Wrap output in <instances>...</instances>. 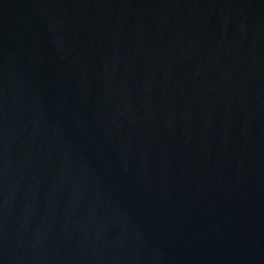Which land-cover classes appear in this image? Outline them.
<instances>
[{"label": "water", "instance_id": "1", "mask_svg": "<svg viewBox=\"0 0 264 264\" xmlns=\"http://www.w3.org/2000/svg\"><path fill=\"white\" fill-rule=\"evenodd\" d=\"M0 264H264V0H0Z\"/></svg>", "mask_w": 264, "mask_h": 264}]
</instances>
